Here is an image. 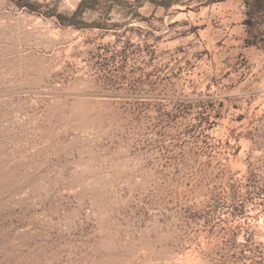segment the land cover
<instances>
[{
    "label": "rangeland",
    "instance_id": "obj_1",
    "mask_svg": "<svg viewBox=\"0 0 264 264\" xmlns=\"http://www.w3.org/2000/svg\"><path fill=\"white\" fill-rule=\"evenodd\" d=\"M78 8L0 0V264H264V0Z\"/></svg>",
    "mask_w": 264,
    "mask_h": 264
},
{
    "label": "crops",
    "instance_id": "obj_2",
    "mask_svg": "<svg viewBox=\"0 0 264 264\" xmlns=\"http://www.w3.org/2000/svg\"><path fill=\"white\" fill-rule=\"evenodd\" d=\"M79 5L82 3L83 5V15L87 13H99L100 15L108 16L112 9L116 5H125L133 2H137L139 0H78ZM107 4V8H103L102 5Z\"/></svg>",
    "mask_w": 264,
    "mask_h": 264
},
{
    "label": "trees",
    "instance_id": "obj_3",
    "mask_svg": "<svg viewBox=\"0 0 264 264\" xmlns=\"http://www.w3.org/2000/svg\"><path fill=\"white\" fill-rule=\"evenodd\" d=\"M82 5H83L82 3L79 5L78 11L76 12V16H79V15H78L79 11H82V7H83ZM82 12H83V11H82Z\"/></svg>",
    "mask_w": 264,
    "mask_h": 264
}]
</instances>
